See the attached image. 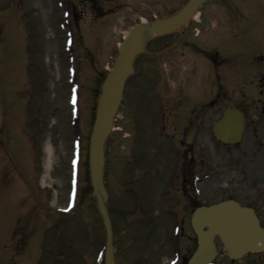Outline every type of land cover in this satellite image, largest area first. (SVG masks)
<instances>
[{
    "label": "rangeland",
    "instance_id": "obj_1",
    "mask_svg": "<svg viewBox=\"0 0 264 264\" xmlns=\"http://www.w3.org/2000/svg\"><path fill=\"white\" fill-rule=\"evenodd\" d=\"M183 1L0 0V264H104L105 233L84 169L100 82L133 24ZM209 3L205 29L217 54V87L233 90L229 99L219 96L218 111L237 105L245 112L242 139L223 145L202 131L189 151L184 142L194 143L176 129L174 112L162 131L151 118L156 87L167 89L164 69L154 68L157 81L138 91L135 119L133 86L147 70L128 78L105 146L118 264H157L153 253L164 239L171 249L176 240L179 253L192 251L179 175L189 168L195 203L233 196L255 206L264 225V0ZM177 72L184 105L209 100L210 81L199 78L209 69L184 63ZM46 141L54 163L43 181ZM216 242L212 264H264V252L230 260ZM61 251L68 262L50 260Z\"/></svg>",
    "mask_w": 264,
    "mask_h": 264
},
{
    "label": "water",
    "instance_id": "obj_2",
    "mask_svg": "<svg viewBox=\"0 0 264 264\" xmlns=\"http://www.w3.org/2000/svg\"><path fill=\"white\" fill-rule=\"evenodd\" d=\"M204 0H189L176 14L156 19L150 24L138 23L118 45V54L112 68L104 77L97 98L94 121L88 144V176L91 195L96 199L98 211L106 230L105 264H114L111 247V228L106 211L107 192L103 183V144L112 128V119L121 100L124 82L133 72V57L142 50L148 36L173 30L177 24L185 26L190 15ZM244 128L243 113L236 107L223 110L213 126V133L223 143L240 140ZM197 247L188 264H209L216 254L213 239L219 237L223 250L230 258H239L247 252L264 249V229L251 208L242 207L232 200L208 207L197 208L191 217Z\"/></svg>",
    "mask_w": 264,
    "mask_h": 264
},
{
    "label": "flooded vegetation",
    "instance_id": "obj_3",
    "mask_svg": "<svg viewBox=\"0 0 264 264\" xmlns=\"http://www.w3.org/2000/svg\"><path fill=\"white\" fill-rule=\"evenodd\" d=\"M211 4H203L199 12L191 17L186 27L178 26L175 30L165 33L163 35L149 38L143 47V52L134 58L133 65L136 63L137 67L144 66L146 68V74L144 78L136 77L133 86L134 95L131 101L132 114H139V104L136 102L139 100L138 91L141 90L145 81H150L154 83L153 77L160 75L154 68H162L165 71L164 76L161 77L165 79L167 84V89L165 94L160 87H156L154 92V97H157V110L152 111L151 118L160 121L162 124L159 125L160 130L166 128L164 122L168 118L170 112L173 117V123H175L176 129L180 131L185 137L183 138L186 142L194 143V145L189 146L184 142L185 145L190 148L194 147L197 142L196 137L203 131L205 133L211 132V126L213 119L216 120L218 117V100L219 96L226 97L232 95V89L222 92L220 87H217V82L219 79L217 72V58L216 52L212 51L211 47L213 40L210 37L208 30L205 29L206 21L208 20V14L204 13L205 10L209 8ZM213 15L214 9H210ZM210 44L209 46H207ZM190 65L193 69L204 67V69H209V72H204L200 75V80L210 81L211 89L209 92V100H198L190 105L186 106L182 103L184 98L180 97L181 87L177 86L176 78H178L179 72L178 68L183 64ZM180 77V76H179ZM178 80V79H177ZM181 82V80H180ZM162 91V92H160ZM131 98V99H132ZM135 99H137L135 101ZM168 113V114H167ZM247 122V117H246ZM188 140V141H187ZM193 167V166H192ZM192 169L189 168L181 177L180 190L181 195L186 197V210L191 214L192 210L201 204L197 202L195 197V180L192 176ZM178 191V190H177ZM192 206V207H191ZM158 252L153 253V257L157 253L158 260L157 264H164V258L169 257V250L166 251V245L163 241L159 244ZM167 252V253H166ZM62 253L50 255L51 258L65 257V261H69V257ZM189 254H178L176 256L175 264H186V259ZM56 256V257H55Z\"/></svg>",
    "mask_w": 264,
    "mask_h": 264
},
{
    "label": "bare ground",
    "instance_id": "obj_4",
    "mask_svg": "<svg viewBox=\"0 0 264 264\" xmlns=\"http://www.w3.org/2000/svg\"><path fill=\"white\" fill-rule=\"evenodd\" d=\"M45 151H46V156L44 157V174H43V181L45 178L49 177L50 171L52 169L54 160L52 157V152L50 149V145L48 143V141L45 142Z\"/></svg>",
    "mask_w": 264,
    "mask_h": 264
}]
</instances>
